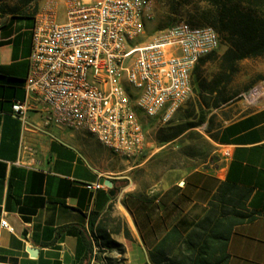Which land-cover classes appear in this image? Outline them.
I'll list each match as a JSON object with an SVG mask.
<instances>
[{
    "label": "crops",
    "instance_id": "0c3cea01",
    "mask_svg": "<svg viewBox=\"0 0 264 264\" xmlns=\"http://www.w3.org/2000/svg\"><path fill=\"white\" fill-rule=\"evenodd\" d=\"M33 4L14 20L9 7L0 9V264H155L162 240L173 230L186 237L224 184L247 194L244 211L253 217L232 229L225 264H264V95L219 130L218 160L189 170L184 157L185 166L158 171V153L180 150L189 131L158 149L156 118L144 119L138 163L113 155L86 130L45 126L38 111L23 123L12 105L25 99L43 1L38 10ZM93 183L104 187L88 190Z\"/></svg>",
    "mask_w": 264,
    "mask_h": 264
},
{
    "label": "built area",
    "instance_id": "2783aa9c",
    "mask_svg": "<svg viewBox=\"0 0 264 264\" xmlns=\"http://www.w3.org/2000/svg\"><path fill=\"white\" fill-rule=\"evenodd\" d=\"M153 19L150 0H68L63 23L54 7L40 12L25 99L13 103V115L26 123L28 113L38 111L45 126L86 130L113 155L140 162L144 119L170 122L193 95L196 66L221 44L212 27L186 22L137 43ZM263 95L264 79L245 99L255 104ZM1 226L12 231L6 219Z\"/></svg>",
    "mask_w": 264,
    "mask_h": 264
},
{
    "label": "trees",
    "instance_id": "16d2710c",
    "mask_svg": "<svg viewBox=\"0 0 264 264\" xmlns=\"http://www.w3.org/2000/svg\"><path fill=\"white\" fill-rule=\"evenodd\" d=\"M1 1V0H0ZM179 6L192 5L197 27H212L227 45L226 51L219 58L220 72L211 81L209 93L214 94L223 84H229L238 71V65L244 60L264 58V0H174ZM35 0H21V7L0 5V9L9 7L11 19L24 18L27 7ZM20 14L19 16L16 14ZM214 52L202 58L196 66L211 61ZM227 103L229 100L223 98ZM218 107V103L214 104ZM205 120L202 115L198 123H187L179 129L183 134L190 128L201 125ZM247 194L237 191L236 187L224 184L209 203L206 216L195 224L192 231L184 238L169 233L158 246V254H152L155 264H225L228 256L226 246L232 229L253 219L244 211ZM180 244L179 251L172 253L175 244ZM113 246L121 252V246ZM173 246V247H172Z\"/></svg>",
    "mask_w": 264,
    "mask_h": 264
},
{
    "label": "rangeland",
    "instance_id": "374dc122",
    "mask_svg": "<svg viewBox=\"0 0 264 264\" xmlns=\"http://www.w3.org/2000/svg\"><path fill=\"white\" fill-rule=\"evenodd\" d=\"M39 1H43L41 8H39L41 12L49 7H54L57 12V22H65L68 0H35L33 4L35 10H38ZM0 3L9 7L22 6L21 0H1ZM150 4L154 19L146 24L144 35L137 40V43L151 42L161 31L182 22L194 24L193 16L196 15V11L192 5L179 6L174 0H150ZM33 5L30 6L32 10ZM226 49L227 45L221 41L220 47L216 51V57L199 65V69L194 72L193 76L194 92L191 98L170 122L158 125L159 149L163 143H168L180 136L178 131L185 124L198 123L202 115H205V120L201 125L187 130L189 131L187 136L180 140L182 144L180 150L174 151L168 147L163 152L158 153V171L166 166L176 169L185 166L182 165L184 157H189L190 160L188 161V170L198 168L207 161H217V147L213 141L217 138L219 130L226 122L254 105L250 104L245 96L264 79V74L259 72L261 62L259 59L240 62L232 81L220 86L216 93H209L213 87L210 82L220 72L219 58ZM223 98H227L229 101L224 103ZM215 103H218V107L214 106ZM187 131L185 129L183 132Z\"/></svg>",
    "mask_w": 264,
    "mask_h": 264
},
{
    "label": "water",
    "instance_id": "95a60500",
    "mask_svg": "<svg viewBox=\"0 0 264 264\" xmlns=\"http://www.w3.org/2000/svg\"><path fill=\"white\" fill-rule=\"evenodd\" d=\"M109 185H110V187H112V183L111 182H109ZM111 195L114 196L115 195V191H112Z\"/></svg>",
    "mask_w": 264,
    "mask_h": 264
}]
</instances>
